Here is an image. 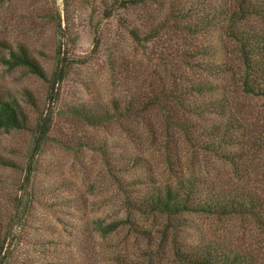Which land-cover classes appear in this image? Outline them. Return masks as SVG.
I'll return each instance as SVG.
<instances>
[{
  "label": "rangeland",
  "instance_id": "374dc122",
  "mask_svg": "<svg viewBox=\"0 0 264 264\" xmlns=\"http://www.w3.org/2000/svg\"><path fill=\"white\" fill-rule=\"evenodd\" d=\"M206 6L207 0H154L128 10L120 0L0 4V57L22 48L45 77L0 63V97L15 99L27 116L26 128L0 131V160L9 163L0 165V243L6 237L8 264H177L171 240L182 241L187 229L177 226L183 223L202 247L232 248L247 253L250 264H264V233L252 223L195 214L167 219L138 214L127 204V197L138 199L178 172L220 167L185 145L175 126L166 128L158 110L128 119L111 110L115 102L141 101L160 88L180 96L185 79L195 74L186 70V54L207 43L187 28ZM163 22L177 29L160 30L145 42L148 28ZM134 27L139 42L130 35ZM105 110L111 119L100 124L84 116ZM232 110L252 136L264 138L261 98L237 94ZM45 115L48 140L36 146L35 125ZM176 118L192 130L210 122ZM165 156L177 167L167 169ZM248 182L264 189L263 160ZM97 223L117 228L102 235Z\"/></svg>",
  "mask_w": 264,
  "mask_h": 264
},
{
  "label": "trees",
  "instance_id": "16d2710c",
  "mask_svg": "<svg viewBox=\"0 0 264 264\" xmlns=\"http://www.w3.org/2000/svg\"><path fill=\"white\" fill-rule=\"evenodd\" d=\"M4 1L7 0H0V4ZM153 1L120 0V4L121 8L128 10ZM211 2H214L212 6ZM204 10L197 24L187 29L193 35L199 34L207 43H201L193 48L192 53L186 54V70L195 74L185 79L180 96L177 98L172 92L160 88L141 101L129 99L122 105L115 102L111 110L117 113V117L124 116L125 119L158 110L166 128L175 126L185 145L197 149L202 156L213 157L220 170L217 168L215 173L213 170L204 171L202 166L198 173L178 172L170 183L149 188L138 199L127 197V204L138 214L161 215L167 219L194 214L237 217L254 224L264 233V189H256L248 182L251 169L259 165L260 160L264 161V138L252 136L253 132L246 129L244 121L232 110L237 94L258 97L264 102V0H207ZM166 28L177 29L159 23L148 28L143 40L149 42ZM130 35L136 42L140 41L138 28H131ZM63 62L61 60L57 71V81L63 78L60 75ZM0 63L7 69L23 67L31 74L45 78L38 64L22 48L17 51L9 49L8 59L0 57ZM54 81L50 82L51 88ZM121 107L123 111L120 113ZM180 114L196 119L206 117L210 122L192 130L185 120L178 123L176 117ZM84 116L89 117L91 124L111 119L108 110L96 115L86 112ZM49 122L48 115L37 121L36 146L48 140ZM26 126L27 116L17 101L12 97H0V131L22 130ZM164 162L169 170L177 167L168 156L164 157ZM0 165L9 166V163L0 160ZM95 227L105 235L117 225L97 223ZM177 227L187 229V233L179 237L181 242H176V236L171 240L172 256L177 264H250L247 253L220 245L204 248L195 241L196 233L189 237L190 231L196 232L189 224ZM5 240L6 237L0 243V264H8L9 260L7 248L3 247Z\"/></svg>",
  "mask_w": 264,
  "mask_h": 264
}]
</instances>
